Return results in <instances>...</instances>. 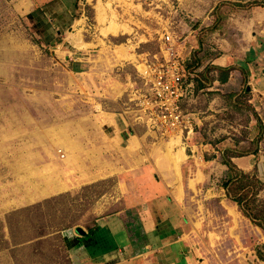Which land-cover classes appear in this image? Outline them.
<instances>
[{
	"label": "rangeland",
	"instance_id": "1",
	"mask_svg": "<svg viewBox=\"0 0 264 264\" xmlns=\"http://www.w3.org/2000/svg\"><path fill=\"white\" fill-rule=\"evenodd\" d=\"M251 42L264 47V0H0V264H103L93 230L120 214L122 254L143 253L144 212L166 239L184 226L192 262L262 264L264 235L222 187L224 155L248 157L264 209V49L247 63ZM170 47L191 75L192 130L154 127L143 106L140 68ZM160 199H177L173 222Z\"/></svg>",
	"mask_w": 264,
	"mask_h": 264
},
{
	"label": "crops",
	"instance_id": "2",
	"mask_svg": "<svg viewBox=\"0 0 264 264\" xmlns=\"http://www.w3.org/2000/svg\"><path fill=\"white\" fill-rule=\"evenodd\" d=\"M261 48H262V45H261ZM251 50H255V51L257 50L255 48V44L253 45L252 42L249 45L248 52H250ZM246 57H247V55H246ZM220 62H221V60L216 58L212 61V64L219 66L218 68H220V69L221 68L226 69V67L229 66L228 65L229 64L228 59H225L224 65ZM254 83L256 84V83H260V82L257 81V79H255ZM175 156L173 158V164H174V167L177 169V172L175 173V177L178 178V176H179L178 173L180 174L179 166H180L181 161L179 162L178 166H176ZM231 161L239 169L241 168L240 170H242L245 173H246V171H248L251 168V160H248V157H246V156H240V157L232 156ZM179 181H180V179H179ZM179 181L173 182L172 184L165 182L167 184V185L166 184L165 185L167 187L174 185V188L176 189V191L178 190V192H179L180 191ZM174 183L177 186H175ZM168 184H169V186H168ZM172 200H173V202H170L168 199H166V200L160 199L159 204L157 203L158 206H160V208H163V213H161L162 210L160 212L162 214L161 218H160V216H158V218L161 220V222H164V223L173 222L175 220L176 212H178V211L180 212L181 209H180V205H179L178 201H176L177 199H172ZM169 209H170V211H169ZM144 214L145 215L142 216V219H140L143 221V224H144V225L142 224V227L146 232L145 237L147 236L146 238L142 237V238H144V240L142 242V244L144 245V248H143L144 252L139 253V254H135L134 256H130V257H128L127 255H126L127 257H125L122 254L123 251H126V250L128 252H134V250H132L133 245L131 243L130 233L128 234V232H129L128 226L126 225L127 220L124 219L122 214L117 215L120 217H114V218H117L122 223L123 229L126 232V237H127L128 242L126 244H123L122 246L116 245V242L114 239L115 235L113 233L114 230L112 231V229H111V227H112L111 220L114 218L107 219V220L104 219L105 221H102L100 224L97 225V227L93 230V234H95L94 237H100V235L104 234L102 237L105 238V242H102V237L99 238L100 244H101V245H99V247L104 248V250L101 251V253L103 254V256H102V259L104 261L103 264H132L133 262L136 263V260H139L140 258L143 259V261H144L142 264H197L195 262H192L191 257H190V259H188L186 257L185 252H184L185 250L183 249V247H185L186 245H185L183 240H184V237L187 236L186 232H184V226L180 225L177 228L173 229L174 233L172 234V237L177 236L178 239L169 240V239H166V238L171 236V235L169 236V233L160 232L159 230L156 229L158 222L157 223L155 222L152 215L151 214L146 215L147 213H145V212H144ZM147 223H148V225L150 223V229H148ZM258 229L261 231V234L264 235V232L260 228H258ZM102 231H104V232H102ZM95 232H98V233H95ZM100 233H103V234H100ZM154 234H155V237H158L161 241L160 243L155 244L156 246L154 245V243H151L150 238H149V235L154 237ZM163 234H165V235H163ZM108 237L111 238L109 240H111V242L113 244L111 248H108L106 246V243H107L106 238H108ZM102 245H104L105 247H103ZM149 247L151 250L148 249ZM258 248L259 247H257L256 250ZM114 250H116L117 254H118L116 256V259L115 258L114 259H112V258L108 259V256H105V255H107L108 253H112ZM130 261L132 263H129ZM262 264H264V262Z\"/></svg>",
	"mask_w": 264,
	"mask_h": 264
},
{
	"label": "built area",
	"instance_id": "3",
	"mask_svg": "<svg viewBox=\"0 0 264 264\" xmlns=\"http://www.w3.org/2000/svg\"><path fill=\"white\" fill-rule=\"evenodd\" d=\"M164 41L169 45L175 43L170 34L165 35ZM140 69L146 86L143 106L149 113L151 125L168 131L192 130L191 120L181 110V103L192 87L191 75L172 47L165 52L162 63L156 65L146 62Z\"/></svg>",
	"mask_w": 264,
	"mask_h": 264
},
{
	"label": "trees",
	"instance_id": "4",
	"mask_svg": "<svg viewBox=\"0 0 264 264\" xmlns=\"http://www.w3.org/2000/svg\"><path fill=\"white\" fill-rule=\"evenodd\" d=\"M237 6L241 7V5ZM68 24L69 22L65 23V25ZM263 49L264 47L262 46L260 50H251L247 55L246 62L249 63L254 61ZM190 82H192L191 78ZM256 85H258L257 88L259 90L264 91V85L260 83H256ZM234 156L240 157L243 155ZM231 157L232 156H227V154L223 157V164L228 168V176L227 180L222 184V187L225 190L227 198L238 206L239 211L249 219L254 226L260 228L264 232V209H259V205L257 204V197L262 189L263 183L240 170L231 161ZM256 254L258 258L264 262V252L260 247L256 250Z\"/></svg>",
	"mask_w": 264,
	"mask_h": 264
},
{
	"label": "bare ground",
	"instance_id": "5",
	"mask_svg": "<svg viewBox=\"0 0 264 264\" xmlns=\"http://www.w3.org/2000/svg\"><path fill=\"white\" fill-rule=\"evenodd\" d=\"M182 159V155L181 154H177L175 156V163H176V166H178L179 162L181 161Z\"/></svg>",
	"mask_w": 264,
	"mask_h": 264
},
{
	"label": "water",
	"instance_id": "6",
	"mask_svg": "<svg viewBox=\"0 0 264 264\" xmlns=\"http://www.w3.org/2000/svg\"><path fill=\"white\" fill-rule=\"evenodd\" d=\"M77 232H78L79 234H81V235H85V232H84L82 229H80V228L77 229Z\"/></svg>",
	"mask_w": 264,
	"mask_h": 264
}]
</instances>
